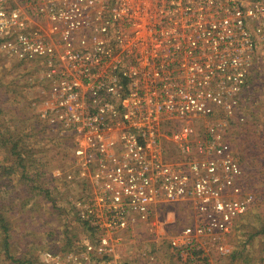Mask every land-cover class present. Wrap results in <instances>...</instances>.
I'll return each instance as SVG.
<instances>
[{"label":"built area","instance_id":"2783aa9c","mask_svg":"<svg viewBox=\"0 0 264 264\" xmlns=\"http://www.w3.org/2000/svg\"><path fill=\"white\" fill-rule=\"evenodd\" d=\"M0 40L18 61L45 60L41 117L71 133L90 183L73 210L93 233L63 259L126 264L111 262L114 246L153 231L171 205H188L193 222L169 244L179 259H203L251 208L231 147L211 125L202 138L198 123L237 113L264 70V0H0Z\"/></svg>","mask_w":264,"mask_h":264},{"label":"rangeland","instance_id":"374dc122","mask_svg":"<svg viewBox=\"0 0 264 264\" xmlns=\"http://www.w3.org/2000/svg\"><path fill=\"white\" fill-rule=\"evenodd\" d=\"M24 13L32 16L30 11ZM1 55L0 51V198L2 203L6 202L4 212L10 227L8 254L0 237V264H28L26 261L30 259L47 264L43 260L48 258L50 262L53 255L61 260L58 264H73V259L65 260L61 255L80 252L82 237L93 233L73 210V204L86 190L87 194L90 184L86 181L85 188V180L76 171L75 139L59 124L41 117L48 106L51 87L44 73L45 60L18 65L15 56ZM257 73L237 113L235 109L232 116H226L219 109L218 116L198 123L202 138L206 126L211 125L216 127L220 140L231 147L242 171L238 183L240 195L253 197L248 212L234 220L233 228L222 241L205 245V258L196 253L195 261H184L178 258L169 238L191 225L193 213L188 205H171L155 219L153 231L141 226L125 233L123 241L114 246L118 258L112 263L264 264V70ZM169 150L178 155L174 147ZM17 151L22 153L28 171L33 163L41 162L35 168L45 171L48 196L26 193L27 184L23 183L26 179L18 170ZM2 163H5L3 167ZM27 202L24 210L18 212ZM225 245L231 248V253L235 252V259L221 254L220 248ZM89 262L93 259L89 258Z\"/></svg>","mask_w":264,"mask_h":264},{"label":"trees","instance_id":"16d2710c","mask_svg":"<svg viewBox=\"0 0 264 264\" xmlns=\"http://www.w3.org/2000/svg\"><path fill=\"white\" fill-rule=\"evenodd\" d=\"M0 44H1V40H0ZM1 51V50H0ZM2 53V57H8V54L4 53L3 51H1ZM21 64H25L24 61H20L18 62V65ZM27 83V81H25ZM71 135V134H70ZM72 136V135H71ZM16 148V147H14ZM15 156L17 158V165H18V170H21V174L25 177L26 182H23L24 184H27V190L26 193H34L37 192L39 195L45 194V196H48L50 194V189L48 187V183L47 181L44 182V177L43 175H45V171H41L38 168H35V165L38 163H33L32 169L31 171H28V168L26 166L25 160L22 158V153H19V151H17V153H15ZM5 163H2V166H4ZM15 172H17V170H15ZM34 172V173H31ZM8 174H13L12 172H9ZM54 179H52L51 181H53ZM43 181V182H41ZM15 191V190H14ZM18 193V192H17ZM15 197L12 198V200L15 201ZM3 198H0V237H1V244L3 246V249L6 251V253L8 254L9 252V241H8V237H9V227H10V223H9V219L8 217L5 215L6 213L4 212V206L6 204V202L2 203ZM28 205L27 203H24L23 205L20 206L18 212H21L24 210V207H26ZM264 207V205L262 206ZM34 209H30V212H33ZM229 255L235 259V252L232 251V253L230 252ZM28 264H37V260L34 261L32 259L27 260L26 261ZM42 263V261H41Z\"/></svg>","mask_w":264,"mask_h":264}]
</instances>
